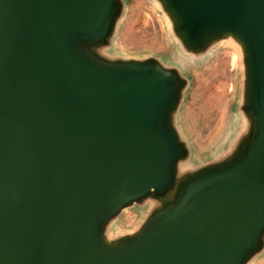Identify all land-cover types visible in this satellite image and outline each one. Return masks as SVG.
I'll return each instance as SVG.
<instances>
[{
    "label": "water",
    "instance_id": "1",
    "mask_svg": "<svg viewBox=\"0 0 264 264\" xmlns=\"http://www.w3.org/2000/svg\"><path fill=\"white\" fill-rule=\"evenodd\" d=\"M162 1L188 47L240 43L247 147L175 186L181 80L155 61L95 52L119 1L0 0V264H243L260 247L264 0ZM149 196L163 207L107 242L106 221Z\"/></svg>",
    "mask_w": 264,
    "mask_h": 264
},
{
    "label": "rangeland",
    "instance_id": "2",
    "mask_svg": "<svg viewBox=\"0 0 264 264\" xmlns=\"http://www.w3.org/2000/svg\"><path fill=\"white\" fill-rule=\"evenodd\" d=\"M118 1L120 10L111 33L96 46L99 58L119 63L155 61L181 80L170 124L185 155L174 167V185L231 163L247 147L253 126L245 109L246 69L240 43L222 35L190 48L162 0ZM163 203L149 196L125 205L106 221L104 239L118 243L139 233ZM243 264H264V235Z\"/></svg>",
    "mask_w": 264,
    "mask_h": 264
}]
</instances>
